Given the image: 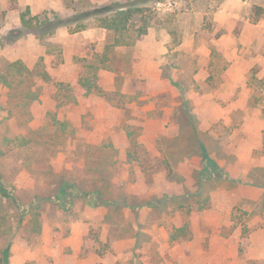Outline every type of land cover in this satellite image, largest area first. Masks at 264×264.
<instances>
[{"label": "rangeland", "instance_id": "374dc122", "mask_svg": "<svg viewBox=\"0 0 264 264\" xmlns=\"http://www.w3.org/2000/svg\"><path fill=\"white\" fill-rule=\"evenodd\" d=\"M133 2L155 24L113 51L86 94L85 66L112 41L97 17ZM255 6L0 0V72L25 67L0 84V183L12 193L0 194V264L5 253L7 264H264ZM28 7L64 25L24 30Z\"/></svg>", "mask_w": 264, "mask_h": 264}, {"label": "trees", "instance_id": "16d2710c", "mask_svg": "<svg viewBox=\"0 0 264 264\" xmlns=\"http://www.w3.org/2000/svg\"><path fill=\"white\" fill-rule=\"evenodd\" d=\"M253 21L258 22L263 14L264 9L260 6L253 8ZM155 14L146 7L138 6L136 3L126 4L124 6L117 5L115 8L107 10V13H102L97 17V24L100 28L108 31L112 34V41L106 46L102 55H98L94 58L93 63L85 66L86 72L80 77L78 83L80 87L86 92L91 94L97 89L98 71L107 68V63L110 60V55L116 48L128 47L134 45L142 37L146 36L155 24ZM37 22L35 24L34 22ZM22 28L27 31H33L41 36H50L55 31L64 25V20L55 15L52 18L46 17L41 20L40 17L31 16V10L28 7L21 14ZM12 67L8 68L4 72H0V84L4 86H13L14 79L11 72H17V74L23 73L25 67L20 63L11 64ZM12 70V71H11ZM16 74V73H15ZM71 186V185H70ZM67 188V184L63 186V190ZM0 194L8 197L12 196V193L6 191L0 183ZM7 228L3 230L0 226V234H6ZM8 254H4L3 262L7 264Z\"/></svg>", "mask_w": 264, "mask_h": 264}]
</instances>
